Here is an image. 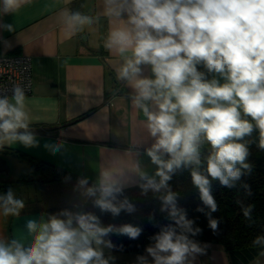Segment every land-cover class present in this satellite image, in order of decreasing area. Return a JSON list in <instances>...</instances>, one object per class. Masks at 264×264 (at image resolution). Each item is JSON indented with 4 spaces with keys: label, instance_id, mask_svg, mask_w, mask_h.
I'll return each mask as SVG.
<instances>
[{
    "label": "clouds",
    "instance_id": "obj_1",
    "mask_svg": "<svg viewBox=\"0 0 264 264\" xmlns=\"http://www.w3.org/2000/svg\"><path fill=\"white\" fill-rule=\"evenodd\" d=\"M19 3L4 0L5 11ZM109 11L116 16L128 14L127 22L110 32L106 47L124 57L119 78L135 89L133 103L147 117L150 135L156 137L147 155L158 166L155 175L160 179L156 182L140 173L146 180L142 187L156 192L167 189L176 169L201 164L200 144L207 142L211 146L207 174L193 170L191 177L203 203L216 211L209 177L232 187L241 169L249 168L245 163L248 148L238 141L250 135L254 125L243 119L242 113L255 122L260 132L259 146L264 149V0H123ZM73 22L84 24L89 18L76 13L69 17L70 25ZM7 27L11 31V25ZM129 52L131 55L125 56ZM144 64L151 66L154 79L141 76L140 66ZM198 65L213 78L207 79L197 70ZM13 99L15 104L0 98V145L19 141L32 146L36 143L34 136L19 131L28 129L21 89L14 90ZM147 101L154 102L157 111H150ZM45 147L59 150V145ZM163 153L170 159H162ZM79 184L84 186L87 180ZM120 191L118 182L104 172L99 185L87 188L86 195L99 192L95 205L113 215L121 209L134 211L127 201L119 206L112 202ZM2 199L5 215H18L24 207L11 190ZM161 200V211L168 212L175 227L170 224L162 228L154 237L155 246L147 252L154 264H185L188 256L202 251L185 233L195 236L201 230L193 229V221L177 207L175 193L168 190ZM249 211L245 210V216ZM60 215L66 219L52 215L39 224L29 220L27 228L36 234L27 248L17 240L10 245L0 242V264H109L100 246L111 249L114 245L104 237L115 231L135 239L141 232L131 225L103 227L91 213L64 211ZM209 225L215 230L217 221L210 219Z\"/></svg>",
    "mask_w": 264,
    "mask_h": 264
},
{
    "label": "crops",
    "instance_id": "obj_2",
    "mask_svg": "<svg viewBox=\"0 0 264 264\" xmlns=\"http://www.w3.org/2000/svg\"><path fill=\"white\" fill-rule=\"evenodd\" d=\"M122 3L123 0H20L19 6L5 11L4 0H0V52L31 57L32 90L24 95L28 129L19 131L30 132L36 141L32 146L5 142L0 145V154L7 158L11 172L19 168L13 179L33 174L29 162L18 153L76 175L18 181L7 190L1 188L0 242L5 245L17 240L29 247L36 233L29 232L27 223L47 222L48 208L94 200L99 192L88 196L86 189L97 187L104 172L121 189L146 183L140 173L160 179L155 175L158 166L147 155L156 137L150 135L147 117L133 103L135 89L119 78L124 57L106 47L110 32L127 22V12L116 16L109 11ZM76 13L88 17L89 22L70 25L69 17ZM140 67L142 77L154 79L150 65ZM211 78L213 74L207 79ZM10 103L15 104L13 96ZM145 103L150 111H157L154 102ZM46 144L59 145V150L53 152ZM161 158L166 160V153ZM82 179L87 180L84 186L79 184ZM9 190L24 203L18 215L4 214L2 198ZM104 239L109 240L108 236ZM154 246L155 240L150 241L139 253L114 251L104 245L100 248L109 264H154L147 252ZM198 247L202 251L188 256L185 264H231L225 250ZM247 264H264V251Z\"/></svg>",
    "mask_w": 264,
    "mask_h": 264
},
{
    "label": "trees",
    "instance_id": "obj_3",
    "mask_svg": "<svg viewBox=\"0 0 264 264\" xmlns=\"http://www.w3.org/2000/svg\"><path fill=\"white\" fill-rule=\"evenodd\" d=\"M197 70L204 72L206 78L210 76L203 65H198ZM241 115L243 119H248L254 125L252 133L238 141L244 143L248 148L249 154L245 163L249 165V168L241 169L242 174L232 187L221 185L219 180H212L209 177L210 192L217 205L216 211H211L203 203L199 189L192 182L191 172L193 170L207 174L206 158L211 151V146L207 142H202L200 144L201 164L182 166L176 169L167 182V189L156 192L149 188L145 191L142 187L146 184L144 183L121 189L119 193L115 194V199L112 202L116 206L127 201L133 206L134 211L128 212L126 209H121L118 215H113L110 211H102L95 205V200L100 196L98 193L94 200L48 208L46 210L47 221L52 215L66 219L60 213L68 211L73 214L91 213L98 217L100 224L105 227L109 225L117 229L124 225L138 227L141 232L135 239L115 231L109 233L108 238L114 245L112 248L114 251L139 253L145 244L154 240L162 228L170 224L175 227L168 212L161 211V197L170 190L176 196H181L190 203L185 212L186 218L193 221V229L201 230L195 236L185 233L190 240L197 245L225 250L231 264H247L264 251V149L259 146L260 132L255 128V122L250 117L243 116V113ZM18 155L30 162L33 174H22L17 179L0 178V189L7 190L13 182L18 181L54 180L59 177L76 176L62 167L37 157L25 153H18ZM168 159L170 156L166 154V160ZM237 167L240 166L237 165ZM156 182H159V179ZM177 207L185 211L181 203H177ZM245 210H250L248 216H245ZM210 219L217 221L215 230L209 225ZM180 231L177 228L178 234ZM258 238H261L259 242H257Z\"/></svg>",
    "mask_w": 264,
    "mask_h": 264
},
{
    "label": "built area",
    "instance_id": "obj_4",
    "mask_svg": "<svg viewBox=\"0 0 264 264\" xmlns=\"http://www.w3.org/2000/svg\"><path fill=\"white\" fill-rule=\"evenodd\" d=\"M32 62L25 53L0 52V98L9 103L14 90L19 88L24 95L32 90Z\"/></svg>",
    "mask_w": 264,
    "mask_h": 264
},
{
    "label": "water",
    "instance_id": "obj_5",
    "mask_svg": "<svg viewBox=\"0 0 264 264\" xmlns=\"http://www.w3.org/2000/svg\"><path fill=\"white\" fill-rule=\"evenodd\" d=\"M11 175V166L5 156L0 154V176L8 178Z\"/></svg>",
    "mask_w": 264,
    "mask_h": 264
},
{
    "label": "rangeland",
    "instance_id": "obj_6",
    "mask_svg": "<svg viewBox=\"0 0 264 264\" xmlns=\"http://www.w3.org/2000/svg\"><path fill=\"white\" fill-rule=\"evenodd\" d=\"M23 163H25V162H23ZM29 164H30V162H29ZM30 166H31V164H30ZM18 170H19V168L16 169V167H15L14 171L11 172V175L14 176V177L17 176L19 174ZM176 197H177V203H181L183 205V208L185 209L184 212H186V209L189 208L188 206H189L190 203L187 200H185L183 197H181V196H176Z\"/></svg>",
    "mask_w": 264,
    "mask_h": 264
},
{
    "label": "flooded vegetation",
    "instance_id": "obj_7",
    "mask_svg": "<svg viewBox=\"0 0 264 264\" xmlns=\"http://www.w3.org/2000/svg\"><path fill=\"white\" fill-rule=\"evenodd\" d=\"M9 178H12V175H10ZM12 179H13V178H12Z\"/></svg>",
    "mask_w": 264,
    "mask_h": 264
}]
</instances>
